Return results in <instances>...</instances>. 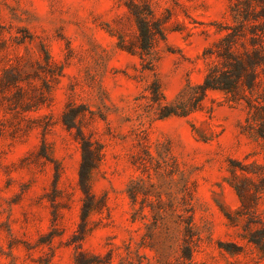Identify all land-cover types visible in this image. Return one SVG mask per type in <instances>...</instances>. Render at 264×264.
Returning <instances> with one entry per match:
<instances>
[{
    "label": "rangeland",
    "instance_id": "374dc122",
    "mask_svg": "<svg viewBox=\"0 0 264 264\" xmlns=\"http://www.w3.org/2000/svg\"><path fill=\"white\" fill-rule=\"evenodd\" d=\"M236 1L0 0V264H123L143 232L128 192L141 173L137 156L165 147L193 190V264H264L256 240L264 232V139L245 129V101L210 90L200 109L164 119L150 105L155 82L170 101L203 81L207 50L236 24ZM252 3L250 25L264 40V2ZM136 8L164 28L151 62L136 47ZM7 70L14 76L2 89ZM257 71L254 93L264 103V66ZM73 107L78 126L70 127L64 114ZM78 128L103 153L91 177L98 207L86 221ZM233 165L259 192L253 186L241 199Z\"/></svg>",
    "mask_w": 264,
    "mask_h": 264
},
{
    "label": "trees",
    "instance_id": "16d2710c",
    "mask_svg": "<svg viewBox=\"0 0 264 264\" xmlns=\"http://www.w3.org/2000/svg\"><path fill=\"white\" fill-rule=\"evenodd\" d=\"M252 9V0L234 2L232 12L236 24L227 27L230 31L215 48L207 50L212 61L201 83L189 82L174 100L169 101L155 82L150 105L155 107L158 119L189 115L203 106L210 90H220L232 100L245 101L248 108L245 129L264 139V103L254 93L258 85L257 70L264 66V40L250 25ZM262 9L263 13L258 16L264 17V4ZM133 14L138 28L137 50L145 61L151 62L157 58L155 44L159 37H165L164 28L150 11L136 8ZM120 46L135 50L134 45H125L124 39H121ZM6 73L7 79L1 81L2 89L10 88L14 76L11 70ZM74 110L73 107L64 114V121L70 127L78 126V113ZM78 133L82 149L79 183L85 193L83 219L86 221L91 211L98 207L91 189V177L103 153L101 147L80 128ZM137 160L141 173L131 180L128 192L133 205L131 220L138 223L143 232L136 247L128 243V257L123 264H193L200 234L195 222L193 190L187 180L178 177L180 167L176 156L169 147L159 149L156 154L145 149ZM237 166L231 168L233 183L243 200L253 186L256 192L259 189L250 177L238 174ZM239 168L244 170L242 166ZM259 234L260 239L256 240L264 242V232ZM142 247L150 248L153 253L143 252Z\"/></svg>",
    "mask_w": 264,
    "mask_h": 264
}]
</instances>
